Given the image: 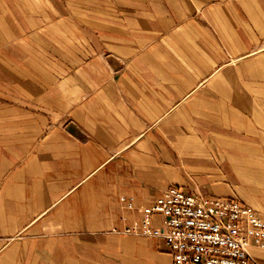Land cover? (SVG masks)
<instances>
[{
	"label": "crops",
	"instance_id": "0c3cea01",
	"mask_svg": "<svg viewBox=\"0 0 264 264\" xmlns=\"http://www.w3.org/2000/svg\"><path fill=\"white\" fill-rule=\"evenodd\" d=\"M172 186L264 218V0H0V264H173Z\"/></svg>",
	"mask_w": 264,
	"mask_h": 264
},
{
	"label": "built area",
	"instance_id": "2783aa9c",
	"mask_svg": "<svg viewBox=\"0 0 264 264\" xmlns=\"http://www.w3.org/2000/svg\"><path fill=\"white\" fill-rule=\"evenodd\" d=\"M121 202L129 209L134 203ZM163 218L162 226L153 217ZM116 233L163 238L173 264H256L252 246L264 249V218L235 198L206 197L168 187L152 205L142 208V218Z\"/></svg>",
	"mask_w": 264,
	"mask_h": 264
}]
</instances>
